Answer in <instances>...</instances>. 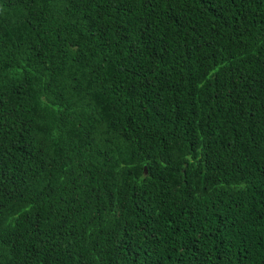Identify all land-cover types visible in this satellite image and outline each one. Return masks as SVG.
<instances>
[{"label":"trees","instance_id":"16d2710c","mask_svg":"<svg viewBox=\"0 0 264 264\" xmlns=\"http://www.w3.org/2000/svg\"><path fill=\"white\" fill-rule=\"evenodd\" d=\"M0 264H264V0H0Z\"/></svg>","mask_w":264,"mask_h":264}]
</instances>
